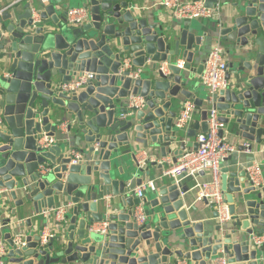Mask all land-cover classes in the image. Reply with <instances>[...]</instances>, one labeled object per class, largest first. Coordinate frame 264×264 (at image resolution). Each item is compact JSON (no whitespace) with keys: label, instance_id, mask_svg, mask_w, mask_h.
I'll return each instance as SVG.
<instances>
[{"label":"water","instance_id":"95a60500","mask_svg":"<svg viewBox=\"0 0 264 264\" xmlns=\"http://www.w3.org/2000/svg\"><path fill=\"white\" fill-rule=\"evenodd\" d=\"M56 1L0 0L6 30L0 57L4 264H210L220 255L231 264H264V243L252 241L264 234V186H253L244 166L264 146V0H204L219 7L209 35L223 43L230 81L213 103L223 123L219 136L249 140L257 149L245 151L241 144L237 150L245 157L223 160L221 189L230 219L220 223L213 210L215 225L195 218L192 177H172L164 173L169 162L151 160L156 155L176 163L187 139L207 131V96L195 94L202 36L163 29L137 11L135 0H83L89 19L70 25ZM88 71L94 78L85 85L62 90ZM130 96L141 97L143 105L129 110ZM184 99L201 112L186 130L174 124ZM62 121L83 153L75 164L66 134L47 148L38 145L42 134L60 133ZM197 147L192 142L191 149ZM140 149L148 155L143 167L135 160ZM129 159L134 166L124 168ZM42 164L48 169L40 171ZM145 179L154 189L143 197L146 219L137 224L133 190ZM60 205L66 206L63 221L43 216ZM103 221L105 231L92 228ZM50 222L54 232L43 244ZM16 233L23 244L14 242Z\"/></svg>","mask_w":264,"mask_h":264},{"label":"built area","instance_id":"2783aa9c","mask_svg":"<svg viewBox=\"0 0 264 264\" xmlns=\"http://www.w3.org/2000/svg\"><path fill=\"white\" fill-rule=\"evenodd\" d=\"M43 3H49L52 0H41ZM159 4L164 7L169 16L179 21H191L193 19H211L215 20L219 17V7H207L204 0H159ZM3 9H0V57L3 53V38L6 34L5 25L2 20ZM89 8L85 5L70 7L66 9V20L70 25H81L89 19ZM179 66L184 62L178 61ZM140 70H137V73ZM227 74V57L222 44L217 41L213 44L210 51L204 57L203 69L200 74L201 84L207 89V131L197 132L195 141L198 143L196 150L184 149L176 163H170L169 167L164 171L172 177L181 176L182 178H196L201 172L208 171L209 178L204 179L196 184V200L202 202L205 200L212 210L217 211V220L220 223L230 219L228 203L225 201L223 191L221 189V173L220 163L223 162L230 154L236 151V146L229 143L224 136H219V130L223 127V123L218 121L219 112L214 108L213 103L219 90L226 89L230 81L226 77ZM94 78L93 72H83L71 81L61 85L62 90L71 91L79 89L89 80ZM143 99L139 96H130L127 103L129 110L139 108L143 105ZM197 110L196 105L191 100L183 103L181 109L174 120L177 128L183 129L188 126L192 120L193 113ZM2 119V110L0 108V121ZM68 121H62L58 124V129L67 131ZM57 143V139L53 136L42 134L38 140V145L47 148ZM98 147V144H95ZM242 146L245 151H249L251 142L245 141ZM70 160L75 164L83 159V153L76 148H68ZM145 153V152H143ZM146 154V153H145ZM137 153L135 156L136 163L139 167H143L148 158L146 154ZM152 160V159H151ZM166 161V160H164ZM161 162V161H160ZM48 169L46 165H40L39 170ZM246 175L248 181L255 187L264 186V177L262 165L254 161L246 167ZM154 189L152 180L142 182L133 190L136 202L132 207V219L137 224H142L146 219V211L144 204V191L146 189ZM66 206L60 205L50 210H43L44 217L52 215L56 221H63L65 218ZM107 222L96 223L92 226L95 230L105 231ZM52 234H48L43 230L41 242H48V238ZM13 240L17 245L23 244L22 236L16 233ZM252 241L256 244L264 243V234L253 235ZM8 246L6 240L0 239V264H4V255L7 253ZM174 264H192L186 259H177ZM210 264H231L228 258L220 255L211 260Z\"/></svg>","mask_w":264,"mask_h":264},{"label":"crops","instance_id":"0c3cea01","mask_svg":"<svg viewBox=\"0 0 264 264\" xmlns=\"http://www.w3.org/2000/svg\"><path fill=\"white\" fill-rule=\"evenodd\" d=\"M14 1H16V0H14ZM27 1L42 2L41 0H24V3ZM58 1H60V2L56 1L55 6L57 8L61 6L64 9H67L70 7L81 6L84 4L83 0H58ZM52 2H53V0L49 3H52ZM49 3H45V4H49ZM135 4L139 6L137 11H139L145 17H147L150 22H156V23L161 24L163 29H165V30L178 31L179 28H186V29H189L190 31H192L195 35L202 36V43L200 45L199 57L196 60V62L198 60H201V58H204L206 56V54L210 51L213 44L216 43L217 41H219L223 46L222 41L218 37L215 36V33H213V35H212L213 37L209 35V32L211 30L216 29V23L214 22V20H211V19L210 20L209 19H193L191 21L175 20L174 18L169 16L166 9L159 4V0H135ZM1 8L4 11L5 4L3 6H1L0 9ZM223 18H224V15H223ZM229 57H230L229 62H232L233 59H231V55H229ZM179 59H181V58H179ZM234 63H237V62L234 61ZM197 83L198 84H197V88L195 89V92H196L195 94L197 96H200L201 98H205V96H207V89L201 84V80H200L199 75L197 76ZM187 100H189V99H184L180 103V107L178 108V111L181 109L183 103ZM200 120H201V112H200V109L197 107V110L192 115L191 122L188 124V126L186 128H184V130H186L187 128L194 127ZM65 134L68 136L67 137L68 138L67 144H69L71 146L70 148H75V147H73V145L75 143V138L73 135H71V134L69 135V133L67 131L60 130V133H57L55 138L56 139L62 138ZM223 136L226 138V140L229 143L236 146V151L232 153L234 158H237V157L242 158V157H245V155H247V154L240 152L237 149L241 144H243L245 141L249 142V140H245L243 138H239L236 136H230L226 133ZM194 141H195V137L187 139L186 149H191L192 142H194ZM251 145L253 146L252 147L253 151H254V148L257 151L253 142H251ZM143 152H145V151L143 149H140V151L138 153H141V154L146 153V152L145 153H143ZM245 153H247V152H245ZM151 159L157 160V162H160V161L162 162L164 160H166V161L170 160L169 157L160 158L156 155H151ZM251 161L252 162L257 161L262 165V171H263V177H264V146L260 145V147H258V151L255 152L254 156L251 157L249 159V161L244 166L250 165L252 163ZM227 164H228V162H226V161L221 162L220 167L226 166ZM132 165L134 166L132 159L126 160L125 163L123 164L124 168L130 167ZM151 169H154V167ZM165 170L166 169H164V171ZM208 178H209L208 171L200 174L196 178L192 177V180L189 184V187H190L189 198L191 200V203L192 202L194 203V201H197V202H195L196 203L195 207L197 208V210L195 212L196 220H201V221L207 220L210 223L215 225L216 224L215 221L211 219L212 218V212H213L211 207L206 205L203 201L200 202V201L196 200V191H195L196 184L199 183L200 181H202L204 179H208ZM147 180H152V179H145L144 181H147ZM149 190L150 189L147 188L144 191L145 197H147V192ZM0 224H1V218H0ZM44 230H46V232L48 234H53L54 230H53L52 222H50L49 224H46V226H44ZM5 232H7V229L4 227L3 228L0 227V239L5 240L3 238V235L5 234Z\"/></svg>","mask_w":264,"mask_h":264}]
</instances>
